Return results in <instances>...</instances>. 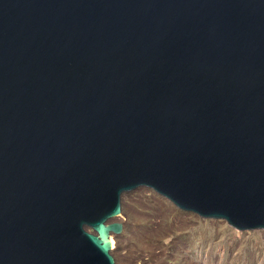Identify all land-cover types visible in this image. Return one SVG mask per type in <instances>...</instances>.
I'll list each match as a JSON object with an SVG mask.
<instances>
[{
  "label": "water",
  "instance_id": "1",
  "mask_svg": "<svg viewBox=\"0 0 264 264\" xmlns=\"http://www.w3.org/2000/svg\"><path fill=\"white\" fill-rule=\"evenodd\" d=\"M137 188L264 230V0H0V264H115Z\"/></svg>",
  "mask_w": 264,
  "mask_h": 264
},
{
  "label": "rangeland",
  "instance_id": "2",
  "mask_svg": "<svg viewBox=\"0 0 264 264\" xmlns=\"http://www.w3.org/2000/svg\"><path fill=\"white\" fill-rule=\"evenodd\" d=\"M120 207L122 232L109 236L115 264H264V230L200 219L142 188L123 194Z\"/></svg>",
  "mask_w": 264,
  "mask_h": 264
},
{
  "label": "bare ground",
  "instance_id": "3",
  "mask_svg": "<svg viewBox=\"0 0 264 264\" xmlns=\"http://www.w3.org/2000/svg\"><path fill=\"white\" fill-rule=\"evenodd\" d=\"M138 189H140V188H138ZM142 189H144V188H142ZM122 213V212H121ZM120 213V214H121ZM119 217H120V215H119ZM119 217L118 218H115V219H110V220H108V222H110V221H113V220H117V219H119ZM261 231H263V230H261ZM122 232V231H121ZM263 234H264V232H262ZM121 234V233H120ZM242 235H244V234H242ZM110 243H111V251H110V254H112L111 252H112V249L113 248H115V243L113 242V240L110 238ZM113 256V255H112Z\"/></svg>",
  "mask_w": 264,
  "mask_h": 264
}]
</instances>
